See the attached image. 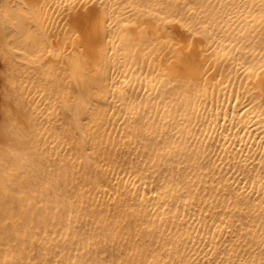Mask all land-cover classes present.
<instances>
[{
    "label": "bare ground",
    "instance_id": "bare-ground-1",
    "mask_svg": "<svg viewBox=\"0 0 264 264\" xmlns=\"http://www.w3.org/2000/svg\"><path fill=\"white\" fill-rule=\"evenodd\" d=\"M0 264H264V0H0Z\"/></svg>",
    "mask_w": 264,
    "mask_h": 264
},
{
    "label": "rangeland",
    "instance_id": "rangeland-1",
    "mask_svg": "<svg viewBox=\"0 0 264 264\" xmlns=\"http://www.w3.org/2000/svg\"><path fill=\"white\" fill-rule=\"evenodd\" d=\"M1 64V63H0Z\"/></svg>",
    "mask_w": 264,
    "mask_h": 264
}]
</instances>
